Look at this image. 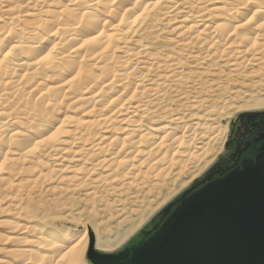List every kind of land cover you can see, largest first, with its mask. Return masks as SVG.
<instances>
[{"label": "bare ground", "instance_id": "6f19581e", "mask_svg": "<svg viewBox=\"0 0 264 264\" xmlns=\"http://www.w3.org/2000/svg\"><path fill=\"white\" fill-rule=\"evenodd\" d=\"M254 79L264 0H0V264L86 260L87 230L60 237L26 215L24 201L54 182L114 209L113 240L90 238L118 250L223 145L221 120L264 111V99L232 101L230 83Z\"/></svg>", "mask_w": 264, "mask_h": 264}, {"label": "water", "instance_id": "95a60500", "mask_svg": "<svg viewBox=\"0 0 264 264\" xmlns=\"http://www.w3.org/2000/svg\"><path fill=\"white\" fill-rule=\"evenodd\" d=\"M224 157L221 153L118 250L96 252L91 237L87 262L264 264V148L254 164L203 185Z\"/></svg>", "mask_w": 264, "mask_h": 264}, {"label": "rangeland", "instance_id": "374dc122", "mask_svg": "<svg viewBox=\"0 0 264 264\" xmlns=\"http://www.w3.org/2000/svg\"><path fill=\"white\" fill-rule=\"evenodd\" d=\"M239 81L240 80H238V82L236 83H230V88L232 90L239 91V94L232 99V101L234 102L233 103L234 106H242L246 104L252 105L254 104L255 99L257 98L264 99L263 80L254 79L252 84H248L246 81L244 82L246 87L240 86ZM226 95L229 94L228 93L225 94L224 97H226ZM199 99H205L207 101L206 103L207 106L219 107V108L221 107L220 105L221 103L216 97L200 96ZM177 105L182 106L185 104L183 102H180L177 103ZM183 109L184 107H182L181 110ZM232 119H233L232 117L231 118L226 117L223 120H221L220 123L222 126L227 124L229 130V124ZM228 130L227 133H225L224 135L225 140L223 145L221 146L219 142L218 143L216 142L212 147L211 154L207 157L206 162H202L201 164H199L198 165L199 167L196 169L188 168V170L186 171L187 173L189 172L188 175L184 177L183 174V177L175 184V186L170 191L168 197L166 198L168 200H166L164 204H161L156 210H154L155 206L158 203H161L162 198H160L159 202L156 205H153L143 214L144 217L142 216L141 218L144 220L143 226L150 220V218L155 213H157L161 208H163L166 204H168L174 197H176L180 192H182L185 188H187V187L180 188L179 186L180 184L185 182H190L188 183V185H186L189 186V184H191L196 178L201 176L211 166V164L216 161L217 156L220 152L219 148H221V152L224 149L228 135ZM207 164L210 165H208V168L205 169V166ZM173 170L175 171V169ZM174 179L175 178L173 175L170 176L169 178H167L165 182L167 184L165 185L171 184ZM85 191L86 190L83 188L75 191L68 190L66 192H60L59 188L56 186V182H54L49 184L47 187L43 188L38 194L31 196L29 199V203H27V201H24L23 207L25 208V211L28 210L33 213V215H29V214L26 215L30 218V220L34 225L40 227L41 226L47 227V229L49 228L48 231L55 232L57 236L63 237L65 234H67L69 237L83 236L84 230L85 231L87 230V237H86L87 246L89 243L90 236L92 237L94 236L95 244H96V236L102 232L106 233L105 234V236L107 235L106 237L111 238L113 240L115 234L113 233L110 234V232L115 228L116 218L114 216L115 215L114 209L107 210L104 203L92 206V204H90L85 200L86 198L84 197ZM1 196H3L2 192H0V197ZM129 197L132 196L130 195ZM129 197L124 198V201H126V203L127 201L141 200V196L139 195L138 198H136V200L134 198L131 199ZM127 208H129V205L127 206ZM135 208L136 207H132V206L130 207V209H135ZM5 210H6L5 205H3V207L0 208V220L10 218ZM110 217H112L113 219L109 221ZM141 219L137 221V223L133 226V228L138 225ZM133 228L129 229L126 234L132 231ZM139 230H137V232ZM2 234H4V231L0 229V235ZM78 264H88L87 261L85 260V254L83 258V263L81 262Z\"/></svg>", "mask_w": 264, "mask_h": 264}, {"label": "flooded vegetation", "instance_id": "af4514ba", "mask_svg": "<svg viewBox=\"0 0 264 264\" xmlns=\"http://www.w3.org/2000/svg\"><path fill=\"white\" fill-rule=\"evenodd\" d=\"M230 125L223 149L225 157L214 167L211 177L203 185L223 178L229 172H240L246 164H254L264 148V111L238 115L230 121ZM221 167L226 169L222 171Z\"/></svg>", "mask_w": 264, "mask_h": 264}]
</instances>
